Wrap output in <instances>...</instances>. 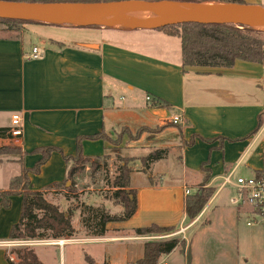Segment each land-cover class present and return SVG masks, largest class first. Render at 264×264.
I'll use <instances>...</instances> for the list:
<instances>
[{
  "label": "crops",
  "instance_id": "1",
  "mask_svg": "<svg viewBox=\"0 0 264 264\" xmlns=\"http://www.w3.org/2000/svg\"><path fill=\"white\" fill-rule=\"evenodd\" d=\"M234 1L260 6L264 0ZM32 26L24 27L19 40L0 38V128H8L10 112L22 113V135L12 141L22 155L0 164V193L9 190L12 178L39 161L40 155L31 154L37 148L54 147L69 157L75 155L77 138L103 133L113 140L124 128L145 127L156 133L146 134L132 145L122 142L114 155L133 158L137 164L156 150H166V157L151 164L147 172L138 165L132 167L130 189L137 194L136 212L125 222L108 224L100 238L145 242L147 237L116 234L124 225L134 230L155 224L173 227L177 232L185 230L179 235L186 245L181 264H259L248 250L252 231L249 234L241 225V215L244 212L246 217L247 208L231 204L236 196L233 184L225 187L234 193L229 201L235 208L227 215V229L236 235L234 252L214 249V256L199 261L185 233L199 223L206 208L221 194L225 177L230 176L233 183L237 177L253 176L264 164V69L239 61L229 69L185 67L180 39L152 29L97 30L85 38L68 35L63 40L39 38L42 44L38 45L31 34L53 25ZM33 48H38L40 57L29 58ZM147 97L164 106L149 104ZM176 115L182 124L174 127L169 121ZM191 139L192 146L181 147ZM108 145L102 140H84L83 155L91 159L110 155ZM66 169L62 155L53 152L38 174H28L29 188L43 192L44 199L60 212L79 200L80 205L105 210L112 206L122 213V207L109 200L90 201L87 193L82 196L83 186L91 190L87 169L75 178L77 199L65 191L68 182L55 187L65 179ZM204 171L210 175L205 187L215 192L200 215L189 223L184 211L185 191L189 195L196 192L205 178ZM9 201L7 209H0V248L5 249L6 264L7 258L14 262L9 250L15 242L9 240V234L19 221L22 199L13 195ZM74 213L80 215L79 210H72ZM206 223V227L212 226L209 219ZM258 244L262 246V233ZM177 251L179 248L168 255L167 262Z\"/></svg>",
  "mask_w": 264,
  "mask_h": 264
},
{
  "label": "trees",
  "instance_id": "2",
  "mask_svg": "<svg viewBox=\"0 0 264 264\" xmlns=\"http://www.w3.org/2000/svg\"><path fill=\"white\" fill-rule=\"evenodd\" d=\"M5 2L18 3H70V4H92L98 2H109L118 0H0ZM154 1V0H152ZM164 1V0H156ZM179 3H204L219 2L225 4H242L234 0H166ZM49 25L42 23H32L22 20L0 19V38L9 40H19L26 25ZM56 26V25H53ZM61 27V26H60ZM167 36L177 37L181 41L182 56L185 67L200 68H232L235 62H245L260 65L264 69V32L254 30L249 27H238L233 25H201V24H182V25H163L153 29ZM153 106L162 107L164 103L151 99ZM171 125V124H170ZM174 126V125H171ZM175 127V126H174ZM84 140H102L106 143L115 142L103 133L91 137L77 138L74 156H63L62 151L54 147H42L32 151L31 154L40 155L39 161L30 170L23 169L19 176L12 178L9 182V190L0 193V209H7L10 206L9 197L19 195L22 199L19 221L11 227L9 240H43L49 239H68L73 237L75 231L71 224L72 210L60 212L55 205L48 203L44 199V193L32 191L29 188L28 174H38L42 165L50 158L53 152H59L66 164L65 179L61 183L54 184L55 187H62L66 182H70V187L65 191L70 193L72 198L77 199L75 190L74 176L83 170L85 164L91 166V175L100 170L99 159H91L83 155L82 142ZM0 141H13L10 130L0 128ZM210 140H205L208 142ZM194 139L188 143L182 142L181 147H190ZM0 145V157L12 154L22 155L18 146ZM166 150H156L148 156L140 159L142 172H147L151 164L161 161L166 157ZM105 161V160H104ZM103 161V162H104ZM119 164L115 167L113 179L107 183L108 187L114 190L110 199L115 205L122 207L120 215L110 214L101 207L83 206L86 211L96 214L94 225L95 236H103L107 230L106 226L111 223H122L129 220L136 212L137 194L130 189L131 168L128 165L130 160L117 157ZM103 166H106L105 162ZM205 172V178L201 186L192 195H187L185 199V215L189 223H192L203 211L209 200L214 195L215 190L205 187L210 175ZM68 198V196H67ZM83 226L90 230V225L83 221ZM135 236H167L177 232L173 227H160L151 224L148 227L134 229ZM185 241L170 237L161 240H150L143 244V254L141 259L134 264H157L161 257L171 254L176 248L181 252L185 250ZM18 263L10 261L9 264H42L37 255L32 250L21 249L14 251ZM187 260H190V252L187 249ZM87 264H94L89 258L85 257Z\"/></svg>",
  "mask_w": 264,
  "mask_h": 264
},
{
  "label": "rangeland",
  "instance_id": "3",
  "mask_svg": "<svg viewBox=\"0 0 264 264\" xmlns=\"http://www.w3.org/2000/svg\"><path fill=\"white\" fill-rule=\"evenodd\" d=\"M150 1V0H149ZM166 1V0H164ZM170 2V1H169ZM191 6H197L201 3H185ZM219 6V5H216ZM264 8V1L260 4ZM215 7V6H214ZM32 26V24H29ZM91 28H71V27H57V26H43L46 28H42L44 30L40 31L41 33H36L32 36L35 43L38 45L42 44L39 41L47 40L48 38L63 40L68 35H73L75 38H85L87 35L96 34L97 30H117L106 27L104 25L88 24L86 25ZM147 27L150 25H146ZM30 27V28H31ZM39 27V26H36ZM1 28V27H0ZM134 29L132 26H127L118 29V31H130ZM254 29V28H253ZM256 30V29H254ZM260 31V30H258ZM30 38V34H29ZM41 53V52H40ZM117 101V100H116ZM120 102V101H119ZM121 104V102H120ZM156 131H152V129H145V127L139 128H124L119 132V135L116 136L113 140L115 142L109 143L108 146L111 147L112 154L104 155L105 159H99L98 163L100 165V170L91 175V166L89 163L85 164L83 170L79 171L74 176L75 178L79 175H83L85 170L87 169V177H89L91 183V190L85 189L83 186L82 196L84 194H88V199H103L113 204L110 199V188L107 183H109L114 175H115V167L119 164L117 161V157L115 156L113 151H118L119 148L124 142L126 145H132L133 143L140 140L146 134H154ZM7 141H0V145H9ZM13 146H18L15 143H11ZM179 150L175 151V155H178ZM20 157L18 154H12L9 156L0 157V164L10 163ZM101 158V157H99ZM123 158V157H121ZM95 159V158H94ZM130 160L128 165L131 170L134 165H138L142 168L141 162L135 163V159L133 158H125ZM105 160V161H104ZM106 166H103L104 162ZM76 184V183H75ZM70 182L66 184V188L70 187ZM75 190L78 192L79 189ZM94 193V194H92ZM228 193V195H226ZM90 195V198H89ZM95 195L96 197L94 198ZM234 195L231 190L229 191V187H225L221 194L215 198L208 208L204 211L202 217L199 220V223L195 225L193 228L188 230L185 233L186 238L189 242L192 243V249L194 250L195 256L199 261H207L209 256H214L213 250L215 251H229L234 252V248L236 245V235L231 229H227V215L230 210H234L233 205L230 204L229 199ZM86 196V195H85ZM80 201L81 197H80ZM91 201V200H90ZM79 200H75L73 205L68 209L79 210L80 215L78 216L76 213L72 215L71 224L75 229V233L73 237L68 239H58L53 240L46 237L43 240H19L14 241L15 243L11 246L9 250V254L14 257V263H18L14 251L21 249H28L34 251L37 255L39 261L42 264H87L85 261V257H89L94 264H134L136 261L141 259L143 254V244L146 242L140 241L138 239H124L115 242L106 241V239L95 236L94 225L96 223L95 217L96 214L90 213L89 211L84 210L85 208L80 206ZM114 205V204H113ZM104 209V208H103ZM110 210V214H120L119 209L116 207L108 206L106 208ZM245 209V208H244ZM232 210V211H233ZM109 212V211H108ZM76 214V215H75ZM244 214V212H243ZM242 216L241 225L246 229L249 234L252 231L253 240L248 245V250L255 259L260 262L259 264H263L262 260V246L258 244L259 239H261V232L258 228H248L246 226V217L245 214ZM209 219L212 226L206 227V220ZM83 221H86L88 225H90V230L83 226ZM132 225V224H131ZM131 227L129 225H124L122 230L118 232L116 235H122L127 237H135L134 230H130ZM250 230V231H249ZM116 230H112L113 232ZM118 231V230H117ZM114 233H109L108 236L113 235ZM173 234V233H172ZM176 238H180L181 236L176 235ZM167 239V238H166ZM181 239V238H180ZM66 241L63 245L54 244L57 241ZM150 241V240H149ZM59 243V242H58ZM52 244V245H51ZM54 244V245H53ZM214 244V247L213 245ZM212 245V247H210ZM4 248H0V264H6V260L4 259ZM181 253L184 252H174L170 258H168L169 264H181L184 261V257ZM260 259V260H259Z\"/></svg>",
  "mask_w": 264,
  "mask_h": 264
},
{
  "label": "water",
  "instance_id": "4",
  "mask_svg": "<svg viewBox=\"0 0 264 264\" xmlns=\"http://www.w3.org/2000/svg\"><path fill=\"white\" fill-rule=\"evenodd\" d=\"M182 3L172 1L118 0L92 4L18 3L0 1V19L22 20L61 27H83L96 23L97 17L134 9H145L166 20L164 23L134 29H155L163 25L201 24L233 25L254 28L264 25V8L254 5L224 4L229 13L212 9L189 11L174 7ZM75 11L70 13L69 11ZM97 24V23H96ZM99 25V24H98Z\"/></svg>",
  "mask_w": 264,
  "mask_h": 264
},
{
  "label": "built area",
  "instance_id": "5",
  "mask_svg": "<svg viewBox=\"0 0 264 264\" xmlns=\"http://www.w3.org/2000/svg\"><path fill=\"white\" fill-rule=\"evenodd\" d=\"M41 54L38 48H33L31 54L29 56L30 59H36L40 57ZM146 101L149 104L151 103L150 98H146ZM169 123L174 126H179L182 124V119L179 116H173ZM22 113L20 111H13L9 113V125L8 128L10 130V134L13 139H20L22 135ZM233 184L236 196L231 199V204L247 208L246 214V225L248 227H258L262 233V253H263V264H264V164L261 169L257 171L251 177H237L232 183L230 180V176L224 178V182L222 188L226 185ZM189 191H185V195H189ZM185 230H180L173 234L167 236H150L144 238L145 240H161L165 238L174 237L176 235L184 234ZM184 240V238H183ZM66 242V241H64ZM167 256L161 257L157 264H169L167 262Z\"/></svg>",
  "mask_w": 264,
  "mask_h": 264
},
{
  "label": "bare ground",
  "instance_id": "6",
  "mask_svg": "<svg viewBox=\"0 0 264 264\" xmlns=\"http://www.w3.org/2000/svg\"><path fill=\"white\" fill-rule=\"evenodd\" d=\"M174 7H179L181 9H185L189 11H200V10H205V9H212L220 13H225V14L229 13L228 8L224 6V4L216 6V4L212 2H204L197 6H191L189 4L182 3L180 6L174 5ZM69 12L72 14L75 11L72 10ZM93 21H95L97 24L104 25L112 29H120V28L127 27V26H132L133 28H138V27L140 28V27H147L146 25L151 26V25L166 22L165 19L157 15H153L147 10L141 9V8L129 10L125 12H119V13L104 14V15L97 17ZM255 29L264 32V25L262 26L257 25L255 26ZM64 243H65L64 241L60 240V241L55 242L54 244L63 245Z\"/></svg>",
  "mask_w": 264,
  "mask_h": 264
},
{
  "label": "flooded vegetation",
  "instance_id": "7",
  "mask_svg": "<svg viewBox=\"0 0 264 264\" xmlns=\"http://www.w3.org/2000/svg\"><path fill=\"white\" fill-rule=\"evenodd\" d=\"M149 1V0H148ZM150 1H152V0H150Z\"/></svg>",
  "mask_w": 264,
  "mask_h": 264
}]
</instances>
